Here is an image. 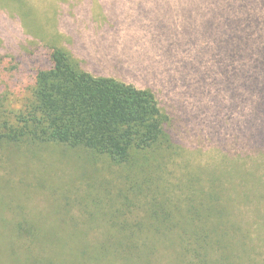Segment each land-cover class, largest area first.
Returning <instances> with one entry per match:
<instances>
[{
    "label": "rangeland",
    "instance_id": "374dc122",
    "mask_svg": "<svg viewBox=\"0 0 264 264\" xmlns=\"http://www.w3.org/2000/svg\"><path fill=\"white\" fill-rule=\"evenodd\" d=\"M53 48L152 88L178 148L155 192L145 154L118 165L57 144L0 146V264H264V93L244 74L264 50V0H0V103L21 107ZM210 173L233 201L224 241L203 251L182 215ZM156 197L182 227L150 230ZM131 229L136 244L110 252Z\"/></svg>",
    "mask_w": 264,
    "mask_h": 264
},
{
    "label": "trees",
    "instance_id": "16d2710c",
    "mask_svg": "<svg viewBox=\"0 0 264 264\" xmlns=\"http://www.w3.org/2000/svg\"><path fill=\"white\" fill-rule=\"evenodd\" d=\"M258 54L251 69L244 74L247 80L257 84L259 93H264L261 77L264 75V50H259ZM50 62L49 68L37 72L30 95L19 109H9L0 103V146L57 144L71 150H88L118 165L129 164L135 155L145 154L146 187L160 191L161 173L158 171L178 147L170 133L172 119L162 109L154 90L114 77L96 76L83 70L69 52L60 48L52 49ZM260 106L264 112V105ZM261 131L260 139L264 141V125ZM225 176L232 177V174L227 172ZM209 180L207 193L204 192L206 197H188L190 210L188 207L187 214L182 215L186 223H192L183 226L186 234L189 233L203 251L224 241L230 217L229 202L233 201L222 176L210 173ZM157 199L149 214L150 230L170 232L182 227L181 220L174 222L169 202ZM214 218L217 224L212 223ZM19 228L24 229L22 225ZM135 231L131 229L130 236L113 241L110 252L120 246L130 247L133 239L136 244L137 240L132 237ZM107 244L109 242L104 245ZM132 253L126 249V254Z\"/></svg>",
    "mask_w": 264,
    "mask_h": 264
}]
</instances>
